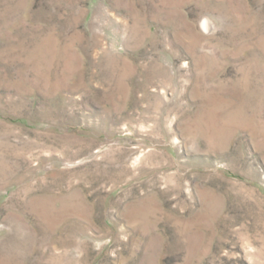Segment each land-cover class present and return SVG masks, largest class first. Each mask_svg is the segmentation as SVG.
<instances>
[{"label":"rangeland","instance_id":"1","mask_svg":"<svg viewBox=\"0 0 264 264\" xmlns=\"http://www.w3.org/2000/svg\"><path fill=\"white\" fill-rule=\"evenodd\" d=\"M0 264H264V0H0Z\"/></svg>","mask_w":264,"mask_h":264}]
</instances>
